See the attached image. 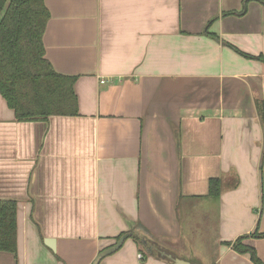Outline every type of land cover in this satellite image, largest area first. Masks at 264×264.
Listing matches in <instances>:
<instances>
[{
  "label": "crops",
  "instance_id": "0c3cea01",
  "mask_svg": "<svg viewBox=\"0 0 264 264\" xmlns=\"http://www.w3.org/2000/svg\"><path fill=\"white\" fill-rule=\"evenodd\" d=\"M44 4V56L78 111L18 120L0 94V200L16 204L0 264H92L123 235L97 264H255L227 242L264 234V62L241 53L264 56V4ZM243 242L264 261V235Z\"/></svg>",
  "mask_w": 264,
  "mask_h": 264
},
{
  "label": "trees",
  "instance_id": "16d2710c",
  "mask_svg": "<svg viewBox=\"0 0 264 264\" xmlns=\"http://www.w3.org/2000/svg\"><path fill=\"white\" fill-rule=\"evenodd\" d=\"M257 1L264 4V0ZM48 18L44 0H0V94L18 120L74 115L78 111L75 78L57 73L44 56L43 33ZM241 53L264 62L261 54ZM220 192L221 180L210 179L209 195L218 197ZM262 235L254 231L227 244L239 253H248L255 264H264L255 249L243 242ZM134 238L148 248L149 240ZM0 251H16V204L11 200H0Z\"/></svg>",
  "mask_w": 264,
  "mask_h": 264
},
{
  "label": "water",
  "instance_id": "95a60500",
  "mask_svg": "<svg viewBox=\"0 0 264 264\" xmlns=\"http://www.w3.org/2000/svg\"><path fill=\"white\" fill-rule=\"evenodd\" d=\"M126 236L127 235L121 236L113 246L100 252L96 256L92 264H97L102 257L116 250L120 246V244L122 243V241L124 240ZM161 255L171 260L172 264H199V263H193V262H190V261L178 258V257H174L172 254L165 252L164 250Z\"/></svg>",
  "mask_w": 264,
  "mask_h": 264
},
{
  "label": "built area",
  "instance_id": "2783aa9c",
  "mask_svg": "<svg viewBox=\"0 0 264 264\" xmlns=\"http://www.w3.org/2000/svg\"><path fill=\"white\" fill-rule=\"evenodd\" d=\"M102 82H103V80H102ZM138 257H139V258H141V255H140V254H138Z\"/></svg>",
  "mask_w": 264,
  "mask_h": 264
}]
</instances>
